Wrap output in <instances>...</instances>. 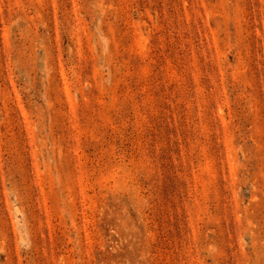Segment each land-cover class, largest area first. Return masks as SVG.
Here are the masks:
<instances>
[{
	"label": "rangeland",
	"instance_id": "374dc122",
	"mask_svg": "<svg viewBox=\"0 0 264 264\" xmlns=\"http://www.w3.org/2000/svg\"><path fill=\"white\" fill-rule=\"evenodd\" d=\"M0 264H264V0H0Z\"/></svg>",
	"mask_w": 264,
	"mask_h": 264
}]
</instances>
